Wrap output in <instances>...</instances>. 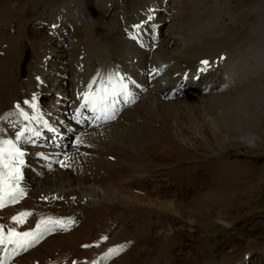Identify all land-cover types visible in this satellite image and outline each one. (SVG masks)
<instances>
[{
    "label": "bare ground",
    "instance_id": "1",
    "mask_svg": "<svg viewBox=\"0 0 264 264\" xmlns=\"http://www.w3.org/2000/svg\"><path fill=\"white\" fill-rule=\"evenodd\" d=\"M200 1L172 0L173 5L170 7L160 0H151L148 3H140L136 9L128 11L129 13L122 10L120 14L126 18H118L117 23L112 24L107 22L106 15L110 9L115 10L119 1L102 0L103 12L100 20L92 23L91 19L86 21L84 18L80 28L71 25L74 27L73 31L72 27L69 29L70 24L68 25L66 44L69 39L74 41V34H78L83 42L79 49L81 57L85 58L87 63L91 61L93 67L100 71L99 78L120 72L131 87L134 102L125 104L121 99L116 105L113 119L95 122L92 113L84 109L80 122H77L78 126L73 123L74 120L77 121V109L82 103V96L78 92L84 89L83 80L85 76L92 78L85 73L81 74V68L70 73L71 86L74 88L70 97H66L69 101L55 100L50 112L43 110V105L39 103L42 95L58 94L67 90V87L63 84L64 78L60 77L50 80L55 84L47 86L43 78L49 59L42 55L45 50L35 55V60L28 65L27 70L23 67L26 54L24 52L17 55L16 62L9 61V47L4 56L0 57V139L15 140L16 133L22 128L39 131V136L28 135V138L18 145L25 153L21 181L25 195L18 203L0 209V225L4 226L5 232L9 227L24 232L34 230L42 218L73 221L66 230L55 226L51 233L45 234L33 247L8 258L7 264H170L175 245L180 239L174 221L167 219L164 213L177 217L181 211L177 208L175 200L161 198L164 192L156 191L153 196L152 191H142L134 185L141 184L155 173L167 170L176 162H195L198 158L191 154V150H195L197 140L202 141L203 152L208 151L205 148L214 150L212 143L224 142H220V135L226 134L233 127L237 131L248 127L245 119L256 109L261 110L264 105V91L261 90L256 97L253 94L247 96L250 85L247 84L245 88L243 81H237L238 73L234 65L230 66L223 82L213 85L218 80L220 71L217 74L210 71L217 70L220 64L225 65L227 61L234 62V58H230L231 51L236 48V53L241 43L254 40V36L246 30L225 34L207 29L193 30L199 20ZM149 6L153 10L150 11L151 17L155 18L154 27L158 29L153 39L151 36L152 40L143 35L149 24L146 23L148 16L142 18V15L148 12ZM58 9L55 8L56 11ZM158 12H163L160 19L157 17ZM60 13V9L57 14L54 13L57 22H60ZM80 19L81 17L78 22ZM141 24L143 27L137 33L133 26ZM160 24L164 25L162 28L165 27V31L159 28ZM52 36L54 39L58 38L54 32ZM130 36H137V39H132V46H128L127 50L133 57L127 59L115 46L119 39L129 41ZM72 44L78 46L77 43ZM98 48L105 50L101 60ZM66 58L68 60V56ZM74 60L73 63L80 61L77 58ZM203 60L210 62L208 71H201L204 67L201 64ZM132 61V65L127 67L126 64H131L129 62ZM238 62L240 64V61ZM62 64L63 61H58L54 70ZM169 67L173 69V77L167 73ZM241 71L239 69V72ZM25 73L27 81L22 80V74ZM57 74L58 72L54 77ZM195 77H202V85L207 83L213 86L206 89L207 86L197 88L191 85L188 92L183 93L182 89H187L184 88L186 80ZM171 83L177 90L169 86ZM33 96L36 97L38 111L24 104V101L31 104ZM17 104H20L30 117L41 116L42 121H25L16 111ZM60 104H65V108H61ZM67 109L71 112L65 116L63 113ZM120 111L123 114L117 117ZM185 115L189 116L188 121ZM43 122H47L48 126L44 127ZM256 122H259V118ZM262 124L260 126H264V123ZM254 126L256 125L253 124L248 130L252 134ZM74 128L77 132L74 142L69 148L65 146L64 151L61 148L70 141L68 136L73 135L70 133ZM99 133L107 135V142L97 143ZM51 139L57 140L53 146L48 144ZM213 172L208 173L209 176ZM208 186L213 189L209 190L204 200L211 204V199L219 197L211 192L216 189V192H219L218 189H223L226 185L221 180H216L206 183L205 187ZM139 195L149 199L145 200V197ZM202 195L203 193L200 196ZM182 208L184 209L183 205ZM24 211L32 215L22 225L14 224L12 217ZM157 212L159 214H156ZM198 212L197 219L203 220L200 218V211ZM197 219L193 216L188 222L193 226L198 223ZM131 224L135 227L134 235L128 229ZM202 225L207 227V224ZM154 229L158 232L152 237ZM104 237L107 239L104 240ZM138 237L148 241L143 245V249L138 245ZM117 246H122L123 250L118 255L104 259L108 250ZM147 250L150 253L148 258L145 257ZM210 251H213V248H210ZM251 252L247 249L241 252V260L249 257ZM175 256L173 260L176 259ZM5 258L6 254L3 248H0V260ZM228 261L222 264L236 263ZM208 264L216 263L209 261Z\"/></svg>",
    "mask_w": 264,
    "mask_h": 264
},
{
    "label": "rangeland",
    "instance_id": "2",
    "mask_svg": "<svg viewBox=\"0 0 264 264\" xmlns=\"http://www.w3.org/2000/svg\"><path fill=\"white\" fill-rule=\"evenodd\" d=\"M114 1L117 2V0ZM118 1L119 3H116L115 10L111 11L112 9H110L106 15L107 22H112V24L117 23L118 18H126L121 16L120 12L122 10L129 13L131 9H136V6L140 3H148L151 0ZM160 2L166 3L170 7L173 5L172 0H160ZM55 3L57 4L55 5ZM102 3V0H0V57L4 56V52L8 47L10 48L8 56L10 62H16L17 55L24 52L26 54L24 55L25 61L23 67L24 70H27L28 65L35 60V55L40 54L44 49L45 51L42 55L50 59H48L46 64V67L48 66V73L52 72L54 66H58V61H63L62 66L58 68L56 79L57 77L61 78V73L65 74L68 72L71 75V71H77L79 68H81V74L85 73L88 76L100 77V71L93 67V63L91 61L87 63L86 59L81 57L82 53L79 49H81L83 42L80 41L78 34L75 33L73 36L72 33L74 41L71 42L69 39V43L66 44L69 33L64 29L59 30L57 24H62V21L57 22L54 16L60 9L62 19H70L72 22L81 25L80 23L85 18L86 21L91 19L93 23V21L100 20L102 17ZM55 8L59 9L56 11ZM199 8V20L193 30L207 29L218 31L221 34L246 30L247 33L249 32V34L251 33L254 36V40L244 41L246 44L244 42L241 43V47L239 46V50L236 53V48L231 51L230 58L232 60L234 58V62L230 63V61H227L225 65L220 64L216 70L217 72L214 73L211 70L210 73L217 74L219 70L220 75L224 74L223 77L221 76L218 79L220 81L219 83H221L223 82V78L227 76L230 66L234 65L235 71L238 73L237 81H243L245 88L250 85L247 96L253 94L256 97L257 93L261 90L264 91V0H201ZM53 9L55 10L54 12H52ZM137 9L141 10L142 8ZM75 12V19L72 20L71 17L74 16ZM162 13L158 14V19H160ZM78 15L79 18L81 17L80 22H78ZM92 18L95 19L93 20ZM154 19L153 22L155 24ZM148 22L149 20L146 22L149 24L147 29L151 27V24ZM63 24H66V21ZM70 25L75 26L73 23H70ZM154 26L151 35L152 39L155 36L154 34L158 33V29ZM162 29L165 31V27ZM52 32L57 34L58 38L54 39ZM148 33L151 34V31H148ZM144 36L148 37L147 35ZM148 39L152 40L151 37H148ZM132 41V38L129 41L119 39L115 46L127 59L133 57L127 50L129 45L132 46ZM57 42L59 44L65 42V45H56ZM247 42L249 43L247 44ZM72 43H77L78 46ZM104 52V49L98 48L100 60ZM237 53L240 57L237 56ZM67 56L68 60L66 58ZM75 58L80 61L73 63L75 62ZM238 61H240V64ZM54 63L55 65H53ZM129 63L131 64H126L127 67H130L133 61ZM239 69L242 71L239 72ZM167 73L171 77L174 76L171 67L168 68ZM25 77H27V74H22V80ZM92 80L93 78H86L85 76L83 80L84 90H86L85 87ZM49 84L51 85L50 82ZM52 84L55 83L52 82ZM171 84L169 86L173 90H177V87L173 83ZM192 85H195V83H192ZM182 91L183 93L188 92V90L183 89ZM59 94H55V96ZM42 100L48 102V104L55 103L48 101V95H45ZM42 100L41 102L44 103ZM62 105L60 104V106ZM47 106L51 107V105ZM262 107L261 110L256 109L255 112H252L250 115L251 118L245 119L249 124L248 127L238 131L233 127L226 134L220 135V142L221 140L224 142L220 144L212 143L211 146L214 150L205 148L208 151L203 152V143L197 140L195 142V150H191V154L198 158L195 162H176L167 170L155 173L153 177L143 180L141 184L136 183L134 185L136 189L152 191L153 196L156 195V191L164 192L161 198L168 201L175 200L177 208L181 211V214L178 213L177 217L171 216L169 213H164L167 219L174 221L173 223L177 227L178 239H180L175 245L176 248L170 264H191L192 262L193 264H208L209 261L222 264L228 261L227 259L229 261L232 260V262L228 261L229 263L236 262L235 264H264V126H260L264 123V105ZM252 109L254 111V107ZM65 112L63 115L67 116ZM121 114H123L121 111L118 112L117 117H120ZM185 116H187L188 121L189 116ZM195 118L200 120L196 116ZM258 118L259 122H256ZM253 124L256 126H254L252 134L248 130ZM191 131L193 132V130ZM234 137H238V139ZM70 138L68 139L70 140ZM96 139L97 143H105L108 140L105 133H99ZM249 139L254 140L253 146L248 145L247 141ZM206 143L204 144L206 145ZM65 146L69 148L68 144H65ZM218 146L220 147L218 148ZM64 147L61 149L65 151ZM214 151H218L219 153H213ZM212 172L213 174L209 176L208 173ZM216 180L219 182L221 180L226 187L218 189L219 192H216L217 189L214 188L216 190H213L211 193H215L219 197L211 199L210 204L209 202H205L204 198L210 192L209 190L213 188L209 186L206 188L205 186L206 183L208 184ZM202 193L203 195L200 196ZM139 196L145 197V200L148 198L144 195ZM215 202L219 203L217 204ZM215 204L217 207H214ZM182 205L184 209H181ZM154 210L159 211L160 209ZM198 211H200V218L204 221L200 220V222L197 219ZM156 214H159V212ZM189 216L191 218L194 216L198 220V223L192 226L188 222V219H190ZM203 223L207 224V227L203 226ZM211 228L213 229L211 230ZM128 229L134 235L135 227L132 224L129 225ZM157 232L154 229L152 237ZM146 242L148 241L144 238L138 237L140 249H143V245ZM210 248H213V251H210ZM246 249L252 251L251 255L241 260L243 257V253L241 252L246 251ZM149 254V250H147L145 257L148 258ZM173 256L176 257L175 260H173ZM229 257L232 258L230 259Z\"/></svg>",
    "mask_w": 264,
    "mask_h": 264
},
{
    "label": "snow or ice",
    "instance_id": "3",
    "mask_svg": "<svg viewBox=\"0 0 264 264\" xmlns=\"http://www.w3.org/2000/svg\"><path fill=\"white\" fill-rule=\"evenodd\" d=\"M150 11H153L150 9ZM152 17L149 16L148 20ZM138 33L142 29L143 25L133 26ZM137 39V36L130 37ZM204 66L201 71L207 70L210 62L208 60L201 61ZM99 75V74H98ZM134 83V82H133ZM121 99L123 103L128 104L134 102V94L131 91L129 84L126 82V77L120 72H113L106 77H101L99 84L97 79H93L87 86V91L82 94V103L80 108L77 109L76 117L77 122H80L82 110L92 113L93 118L96 120H107L115 118L116 105L120 103ZM36 97H32V103L24 101V104L29 105L34 111H38V106L35 104ZM16 111L25 121L37 120L42 121V117L37 115L30 117L25 112L20 104H17ZM43 126L47 127V122H43ZM28 135L39 136V131L36 129L22 128L15 135V140L12 139H0V209H3L9 205H13L19 202L25 195L24 188L21 187V181L23 179L22 168L25 166L24 156L25 153L18 146L20 142L26 140ZM79 143V141H78ZM32 213L28 211L20 212L12 217V221L16 225H22L27 221V218ZM73 223L72 220H62L42 218L37 224L34 230L20 232L15 227L5 228L0 225V248H3L6 258L0 260V264H7V259L18 255L22 251L33 247L40 239L48 233H51L55 226H59L61 229H67L68 225ZM104 240L107 237L103 238ZM98 246V245H97ZM85 247H89L85 245ZM123 250L122 246L111 248L106 253L104 259L118 255ZM96 264V262H93Z\"/></svg>",
    "mask_w": 264,
    "mask_h": 264
},
{
    "label": "clouds",
    "instance_id": "4",
    "mask_svg": "<svg viewBox=\"0 0 264 264\" xmlns=\"http://www.w3.org/2000/svg\"><path fill=\"white\" fill-rule=\"evenodd\" d=\"M247 143H248L249 146H253L254 145V140L253 139H249L247 141Z\"/></svg>",
    "mask_w": 264,
    "mask_h": 264
}]
</instances>
